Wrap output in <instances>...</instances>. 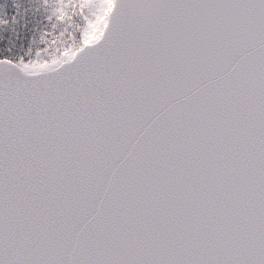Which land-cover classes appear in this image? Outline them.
Instances as JSON below:
<instances>
[{
	"label": "snow or ice",
	"instance_id": "obj_1",
	"mask_svg": "<svg viewBox=\"0 0 264 264\" xmlns=\"http://www.w3.org/2000/svg\"><path fill=\"white\" fill-rule=\"evenodd\" d=\"M0 264H264V0H0Z\"/></svg>",
	"mask_w": 264,
	"mask_h": 264
}]
</instances>
